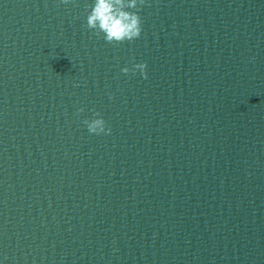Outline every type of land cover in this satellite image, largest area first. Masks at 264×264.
Wrapping results in <instances>:
<instances>
[{"label": "water", "instance_id": "obj_1", "mask_svg": "<svg viewBox=\"0 0 264 264\" xmlns=\"http://www.w3.org/2000/svg\"><path fill=\"white\" fill-rule=\"evenodd\" d=\"M90 3L0 0V260L264 264V0Z\"/></svg>", "mask_w": 264, "mask_h": 264}, {"label": "clouds", "instance_id": "obj_2", "mask_svg": "<svg viewBox=\"0 0 264 264\" xmlns=\"http://www.w3.org/2000/svg\"><path fill=\"white\" fill-rule=\"evenodd\" d=\"M145 0H91L87 8L86 23L89 29L94 30L96 35H103L108 42L132 41L140 37L142 32V20L139 8ZM147 63H134L131 67L121 68L124 73L139 71L143 77L147 76ZM83 108L77 109L82 112ZM94 118H85L83 123L90 133L109 134L111 128L98 112L93 114ZM3 264V260H0Z\"/></svg>", "mask_w": 264, "mask_h": 264}]
</instances>
